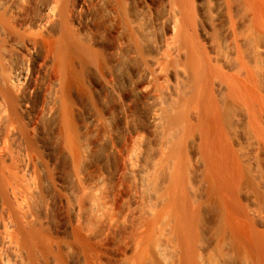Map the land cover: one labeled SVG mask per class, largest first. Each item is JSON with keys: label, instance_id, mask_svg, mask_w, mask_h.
<instances>
[{"label": "bare ground", "instance_id": "bare-ground-1", "mask_svg": "<svg viewBox=\"0 0 264 264\" xmlns=\"http://www.w3.org/2000/svg\"><path fill=\"white\" fill-rule=\"evenodd\" d=\"M0 264H264V0H0Z\"/></svg>", "mask_w": 264, "mask_h": 264}, {"label": "rangeland", "instance_id": "rangeland-1", "mask_svg": "<svg viewBox=\"0 0 264 264\" xmlns=\"http://www.w3.org/2000/svg\"><path fill=\"white\" fill-rule=\"evenodd\" d=\"M82 105H83V107H84L82 110H84L85 113H86V110L88 109V106L90 105V102L87 100V98H86L85 102H82ZM85 107H86V108H85ZM85 109H86V110H85ZM84 111H82V112H84ZM83 117H84V113L82 114V118H83ZM82 118H81V119H82ZM113 122L115 123V121H113ZM113 122H112V124H113ZM136 122H137V124H139V123H138V122H139L138 120H136ZM51 125H53V123H52ZM51 125L48 123V125L46 124V126L44 127V130H45V131H44V138H45L46 143H48V147H46L47 150H46V149H45V150H46L47 154H50V155H52L53 157H56V155H57V154H56V147L52 145V144H54V142L51 141L52 138H53V134H52V131H51V129H52V128H51V127H52ZM50 126H51V127H50ZM111 127H112V125H111ZM113 127L116 128V124L113 125ZM50 128H51V129H50ZM82 136H83V135H82ZM147 145H148V144H147ZM147 145H146V146H147ZM148 146H149V145H148ZM54 147H55V148H54ZM99 148H100V149H99ZM99 148L95 149L96 151L93 153L92 159H91V161L89 162V166L92 168V170H94L93 168H96V167H97L96 165L99 166V165H101V162L104 161V158H103V157H104V154H106L105 152L107 151V147L105 148V147L103 146V147H99ZM146 148H147V147H146ZM150 148H151V147H149V149H150ZM98 149H99V150H98ZM149 149H147V150H148V154H147V155H149V154L151 153L150 156H149V157H151V155H152V151L150 150V153H149ZM103 151H104V152H103ZM145 151H146V150H145ZM96 153H97V154H96ZM146 153H147V151H146ZM99 162H100V163H99ZM90 164H91V165H90ZM92 166H93V167H92ZM94 166H95V167H94ZM50 196H51V194H50ZM50 196H49V193H47L46 198L48 197L49 199H51ZM46 198L44 199V202H45V201L47 202V201L49 200L48 198H47L48 200H47ZM44 202L42 201V203H43L44 205L41 204V205H43L44 207H42V209H40V210H42V212H40V215L43 214V216H44V214H45V212H46V210H47V209H46V210H44V212H43V208H44V209H45V207L47 208L48 205L45 206V204H48V202H50V200H49L47 203H44ZM82 213H83V212H82ZM68 214H69V213H67V211H66V213H65V215H64V220H65V221H63L64 224L60 222L61 225H62V224L65 225L66 223H69V220H68V219L70 218V215H69V217H68ZM84 214H85V212L83 213V215H84ZM208 214H209L210 216L207 215L208 217L206 216L205 218L210 219L211 216H212L213 218H214V216H215L213 213H208ZM41 216H42V215H41ZM65 217H66V219H65ZM209 217H210V218H209ZM208 219H204V221H205L204 224H205V223H208L207 225L209 226L210 223H209ZM67 220H68V222H67ZM206 220H207V222H206ZM211 220H212V219H211ZM211 220H210V222L213 221V220H212V221H211ZM207 225L205 224V225H203V226L206 228ZM208 226H207V227H208ZM65 227L68 228V225H67V226H64L63 228L65 229ZM99 227H100V228H99ZM99 227H98V229H99V234H101V232H102L104 229H101L102 226H99ZM204 227H203V229H204ZM67 228H66V231L63 229V231H65V232H63V234H64L63 236H64L65 238H67V240H69L68 235H67L66 233H68L67 230L70 232V229H67ZM103 228H104V227H103ZM209 228H210V227H209ZM209 228H208L206 231L203 232L204 234L202 235V238H203V236H205V234H207L208 232H209V233L206 235L205 238H203L204 240L202 239L203 241H205V243L202 242V245H206L207 242L210 244V241H211V236H210V235H211V233H210V231H209ZM98 229H97V227L94 228V230L96 231L95 233H98V231H97ZM100 229H101L102 231H101ZM205 232H206V233H205ZM65 235H67V237H66ZM69 235H70V233H69ZM208 235H209V236H208ZM69 237H70V236H69ZM208 237H210V239H208V241H207L206 239H207ZM209 244H207V245H209ZM207 245H206V246H207Z\"/></svg>", "mask_w": 264, "mask_h": 264}]
</instances>
